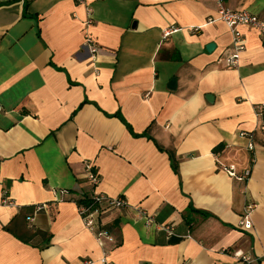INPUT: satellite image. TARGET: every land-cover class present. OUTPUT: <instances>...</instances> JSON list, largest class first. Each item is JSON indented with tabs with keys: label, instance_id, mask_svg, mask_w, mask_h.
Listing matches in <instances>:
<instances>
[{
	"label": "crops",
	"instance_id": "obj_1",
	"mask_svg": "<svg viewBox=\"0 0 264 264\" xmlns=\"http://www.w3.org/2000/svg\"><path fill=\"white\" fill-rule=\"evenodd\" d=\"M241 30L233 66L217 0H0V264H264V35ZM93 191L130 204L111 239L80 214Z\"/></svg>",
	"mask_w": 264,
	"mask_h": 264
},
{
	"label": "built area",
	"instance_id": "obj_2",
	"mask_svg": "<svg viewBox=\"0 0 264 264\" xmlns=\"http://www.w3.org/2000/svg\"><path fill=\"white\" fill-rule=\"evenodd\" d=\"M218 2V14L219 19L227 24V26L231 29L233 33V43L235 46V52L227 58L229 64L236 66L239 64V59L242 51L246 48L244 34L241 30L242 26H248L255 29L260 34L264 35V19L260 18L257 14L249 11V10H234L229 8L223 4L222 0H217ZM213 21V19H211ZM90 43L93 44L91 38H88ZM91 51L97 53L98 48L95 45H92ZM263 106H261L262 108ZM264 128V126H263ZM240 135L243 137H248V148L250 150H254L255 145L253 141V136L248 132L242 131ZM86 176L89 180L93 182L95 186L99 184V178L97 174L94 172L92 168V164L86 163ZM223 170L226 171L230 176L235 177L240 181H248L252 174V169L247 168L243 172L238 173L234 165H223ZM60 193L67 194V190H61ZM92 202L90 204H80V214L83 218L84 224L86 227L90 229H98L96 234L98 238H113L112 234L100 228V218L106 210L110 209H123L127 208L130 204L128 200L124 196H108L105 193L93 191L91 195ZM9 204H13V202H8ZM254 204H249L246 207L245 213L241 219V225L243 228L250 230L253 227V219H252V211L254 209ZM41 208V206H38ZM138 214L142 217L147 218L148 220H152V215L148 213V211L144 208L137 207ZM238 256H241L243 259L247 261H252V258L249 255H244L241 252L235 253ZM91 260H86L82 262V264H91ZM101 264H114L110 260L104 256L101 259Z\"/></svg>",
	"mask_w": 264,
	"mask_h": 264
},
{
	"label": "water",
	"instance_id": "obj_3",
	"mask_svg": "<svg viewBox=\"0 0 264 264\" xmlns=\"http://www.w3.org/2000/svg\"><path fill=\"white\" fill-rule=\"evenodd\" d=\"M208 49L209 50H213L214 49V47H215V44H213V43H210V44H208ZM176 85H177V80H176V78H173L172 80H171V82H170V87L171 88H176ZM212 95L211 94H208V98L209 99H211L212 100Z\"/></svg>",
	"mask_w": 264,
	"mask_h": 264
},
{
	"label": "trees",
	"instance_id": "obj_4",
	"mask_svg": "<svg viewBox=\"0 0 264 264\" xmlns=\"http://www.w3.org/2000/svg\"><path fill=\"white\" fill-rule=\"evenodd\" d=\"M92 198L91 197H85V198H82V199H79L77 202L78 204H90L92 202ZM193 211H196L194 209H192Z\"/></svg>",
	"mask_w": 264,
	"mask_h": 264
}]
</instances>
